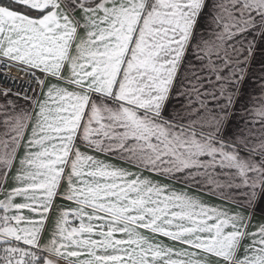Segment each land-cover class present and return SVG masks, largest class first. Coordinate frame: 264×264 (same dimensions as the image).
I'll use <instances>...</instances> for the list:
<instances>
[{
	"label": "snow or ice",
	"instance_id": "6c2138e0",
	"mask_svg": "<svg viewBox=\"0 0 264 264\" xmlns=\"http://www.w3.org/2000/svg\"><path fill=\"white\" fill-rule=\"evenodd\" d=\"M0 264H264V0H0Z\"/></svg>",
	"mask_w": 264,
	"mask_h": 264
},
{
	"label": "crops",
	"instance_id": "0c3cea01",
	"mask_svg": "<svg viewBox=\"0 0 264 264\" xmlns=\"http://www.w3.org/2000/svg\"><path fill=\"white\" fill-rule=\"evenodd\" d=\"M207 199V197H205ZM167 242V241H166Z\"/></svg>",
	"mask_w": 264,
	"mask_h": 264
}]
</instances>
